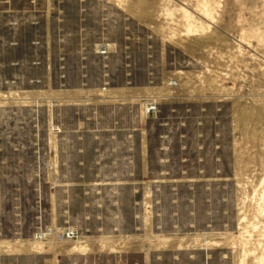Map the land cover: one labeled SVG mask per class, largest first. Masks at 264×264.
<instances>
[{"label": "rangeland", "instance_id": "obj_1", "mask_svg": "<svg viewBox=\"0 0 264 264\" xmlns=\"http://www.w3.org/2000/svg\"><path fill=\"white\" fill-rule=\"evenodd\" d=\"M53 3L0 34V264H264V0Z\"/></svg>", "mask_w": 264, "mask_h": 264}, {"label": "crops", "instance_id": "obj_2", "mask_svg": "<svg viewBox=\"0 0 264 264\" xmlns=\"http://www.w3.org/2000/svg\"><path fill=\"white\" fill-rule=\"evenodd\" d=\"M53 1L0 0V34L15 33L17 29L20 32H24L29 26H34L31 22L52 14Z\"/></svg>", "mask_w": 264, "mask_h": 264}, {"label": "built area", "instance_id": "obj_3", "mask_svg": "<svg viewBox=\"0 0 264 264\" xmlns=\"http://www.w3.org/2000/svg\"><path fill=\"white\" fill-rule=\"evenodd\" d=\"M16 26H17V23H16ZM16 33H20L19 29L16 30L15 34ZM19 44V39L18 40H14V41H11L10 43H8V46L11 47V48H14L15 46H17ZM6 46V45H5ZM17 63V66L19 65H22L21 61L20 62H16ZM11 66H16L15 64L14 65H11ZM19 80V79H18ZM154 109V108H153ZM153 109H147V111H150V110H153Z\"/></svg>", "mask_w": 264, "mask_h": 264}]
</instances>
